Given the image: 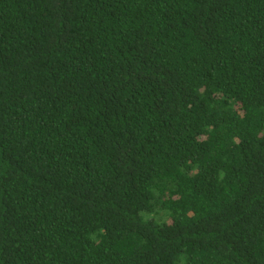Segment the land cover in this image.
<instances>
[{"label":"trees","instance_id":"obj_1","mask_svg":"<svg viewBox=\"0 0 264 264\" xmlns=\"http://www.w3.org/2000/svg\"><path fill=\"white\" fill-rule=\"evenodd\" d=\"M0 264H264V0H0Z\"/></svg>","mask_w":264,"mask_h":264}]
</instances>
